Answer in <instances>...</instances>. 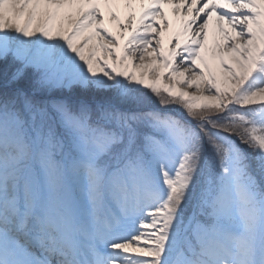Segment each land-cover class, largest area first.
I'll list each match as a JSON object with an SVG mask.
<instances>
[{
    "label": "snow or ice",
    "instance_id": "6c2138e0",
    "mask_svg": "<svg viewBox=\"0 0 264 264\" xmlns=\"http://www.w3.org/2000/svg\"><path fill=\"white\" fill-rule=\"evenodd\" d=\"M0 264H264V0H0Z\"/></svg>",
    "mask_w": 264,
    "mask_h": 264
},
{
    "label": "bare ground",
    "instance_id": "6f19581e",
    "mask_svg": "<svg viewBox=\"0 0 264 264\" xmlns=\"http://www.w3.org/2000/svg\"><path fill=\"white\" fill-rule=\"evenodd\" d=\"M165 82H167V81H165ZM188 91H192V89H188Z\"/></svg>",
    "mask_w": 264,
    "mask_h": 264
}]
</instances>
